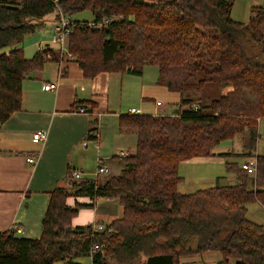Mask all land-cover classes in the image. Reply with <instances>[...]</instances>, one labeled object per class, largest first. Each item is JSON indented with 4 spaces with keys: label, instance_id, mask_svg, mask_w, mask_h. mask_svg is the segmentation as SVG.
<instances>
[{
    "label": "trees",
    "instance_id": "obj_1",
    "mask_svg": "<svg viewBox=\"0 0 264 264\" xmlns=\"http://www.w3.org/2000/svg\"><path fill=\"white\" fill-rule=\"evenodd\" d=\"M233 6L234 0H0V49H6L0 54V129L22 109L24 81L49 61H64L50 48L33 58L23 50L50 16L57 25L59 9L71 18L67 50L85 78L142 76L154 66L158 85L180 94L186 108L176 115H120L119 132L137 137L134 156L103 182L74 181L69 169L66 186L50 193L40 239L18 237L16 227L0 232V264H82L87 258L92 264H181L205 253L219 255L217 264H264V224L249 216L251 205L264 208V155L256 153L264 119V7H254L243 23L232 19ZM85 11L92 22L74 20ZM81 104L90 105V113L95 107ZM238 136L246 160H257L254 175L226 163L237 184L178 190L181 162L230 158L231 152L215 150ZM82 197L118 199L122 214L101 224L102 231L74 228L86 205L68 200Z\"/></svg>",
    "mask_w": 264,
    "mask_h": 264
},
{
    "label": "crops",
    "instance_id": "obj_2",
    "mask_svg": "<svg viewBox=\"0 0 264 264\" xmlns=\"http://www.w3.org/2000/svg\"><path fill=\"white\" fill-rule=\"evenodd\" d=\"M246 5L251 18L253 8L264 7V0H251ZM55 28L56 23L49 34H55ZM49 34L46 39H50ZM43 42L47 40L39 44L40 48L38 47L39 50H36L34 56L46 50ZM35 45L36 42L28 47L23 46L24 53L27 48L32 50ZM52 50L57 57L58 47ZM114 80V74L107 73L100 74L93 80L87 79L75 60L65 58L64 61H49L41 71L33 73L30 79L24 81L21 111L15 113L0 129V232L16 227L21 229L17 233L18 237L40 239L50 193L59 186H66L69 169L81 173L83 179H88V172L82 168L84 161L98 159V166L110 169L109 175L97 178L100 181L103 177L104 181L114 168L119 169V173L123 169V165L121 167L119 163L124 161L119 157L120 152L135 154L133 145L137 144V137L119 132V117L126 113L119 114L111 108L109 95ZM48 83H57L59 87L46 91L44 88ZM141 95L144 102H154V116H157L162 111L163 104L157 105L155 95L149 94L146 88L141 91ZM87 101L95 104L92 113L77 112V105L90 110V105L81 104ZM135 107L137 106L130 110L136 109ZM102 115H111L117 121L116 134L113 131L118 143L116 154L106 158L100 155V143H104V128H100L98 123ZM40 130L47 132V140L35 144L32 141L33 134ZM96 133L99 134L97 139L94 136ZM85 142L87 145H84ZM230 152L215 150L216 154ZM36 155L39 157L38 162L35 165L28 164L26 159ZM113 200L116 199L101 198L92 201L85 197L69 198L68 204L71 206L78 203L89 207L80 209L72 221V226L77 228L99 223L108 225L117 220L119 216L110 211ZM102 204L104 209L101 211ZM219 261V255L205 253L193 256L192 259L182 258L181 264H217Z\"/></svg>",
    "mask_w": 264,
    "mask_h": 264
},
{
    "label": "rangeland",
    "instance_id": "obj_3",
    "mask_svg": "<svg viewBox=\"0 0 264 264\" xmlns=\"http://www.w3.org/2000/svg\"><path fill=\"white\" fill-rule=\"evenodd\" d=\"M251 0H234V6L232 10V18L239 20L238 22L248 23L250 21V11L248 5ZM74 20L78 21H88L92 22L94 20L93 15L89 11L80 12L74 15ZM55 16L52 15L47 19L44 27L39 29L34 35L30 36L24 46L36 42V45L32 50L25 51V54L28 58H32L36 53V50H39V44L43 42V48H56L60 45L53 43L54 33L51 35V29L55 24ZM50 36V39H46ZM39 47V48H38ZM34 50V52H32ZM6 49H0V54L5 52ZM28 51V52H27ZM58 52V51H57ZM59 53V52H58ZM59 57L61 56L58 54ZM69 59L68 55L64 56V60ZM114 74L115 80L111 85L110 91V100L111 108L113 112L117 113H130V108L133 106L137 108L141 115H154L156 105L154 102H144L141 91H144V88L148 91L149 94H154V99L163 107L162 111L158 115H175L179 114L180 110L186 109L182 107V97L178 93L170 92L168 89L163 86L158 85L159 72L158 68L154 66H148L144 69L143 76H133L124 74ZM230 87H227L223 90L222 93H227ZM220 94H217V96ZM189 96V95H188ZM203 96V95H202ZM194 99L199 101L201 95L192 96ZM140 103V104H139ZM141 105V106H140ZM102 115L99 120L100 128H104L102 134V140H104L103 145L100 143V155L102 158L112 157L116 154L115 148L117 147V140L114 133L116 134L117 121L115 118H112L111 115ZM104 117V118H103ZM264 119L259 124L258 128V142L256 153L258 155H264ZM242 136L236 137L232 141H225L221 143L217 148V152H229L233 154L232 157H228L224 161L219 157H207V158H192L181 162L179 174L184 178V182L181 183L178 187V190L183 194H191L197 192L198 190L207 189L215 186H227L237 184V178L234 173L228 172L226 169V163H237L241 165L247 158L245 157V152L242 147ZM137 144L133 145V148L136 150ZM238 155V156H237ZM240 155V156H239ZM115 156V155H114ZM98 159L90 158L84 161L82 168H84L86 177L88 179H94L97 175L98 170ZM120 166L124 167L123 162H119ZM114 164V163H113ZM119 165V164H117ZM80 171V170H79ZM119 169L114 168L111 172V175H118ZM101 177L100 181H103ZM252 185H250L251 187ZM101 207V211L104 209V204ZM89 208L88 206H83L81 209ZM250 213L249 216L252 220L264 224V208L259 204H254L249 207ZM111 212L115 213L117 216H121L122 209L119 205L118 199L113 200V206L110 209ZM193 256H187L189 259H192ZM186 258V257H184ZM82 264H90V259L80 260ZM185 264H190L186 262ZM197 264V263H196Z\"/></svg>",
    "mask_w": 264,
    "mask_h": 264
},
{
    "label": "built area",
    "instance_id": "obj_4",
    "mask_svg": "<svg viewBox=\"0 0 264 264\" xmlns=\"http://www.w3.org/2000/svg\"><path fill=\"white\" fill-rule=\"evenodd\" d=\"M59 16H60V21L57 23L56 28H55L53 43L60 45V47L58 48V52L61 55V57L68 55V57L72 58L68 54V50H67V40H68L69 34L71 33V18L67 17L60 9H59ZM100 26H102V25H100ZM46 57L48 59H50L51 54L50 53L47 54ZM58 87H59V85L57 83H48L47 85H45L44 89L46 91H51V90L58 89ZM157 105H160V104L157 103ZM196 109H197V107H195V110ZM77 112L83 113V114L88 113L87 109L82 108V107L77 108ZM140 113L141 112L137 109H131L129 114L141 115ZM94 136L97 139L99 137V134L96 133ZM46 140H47V132L44 130L37 131L36 133L33 134L32 141L35 144L44 143ZM84 145H87V142H85ZM131 156H134V154L129 155L126 152H120V154H119V157L122 159H126V158H129ZM38 160H39L38 155L28 157L26 159L27 163L31 164V165H35L38 162ZM256 168H257L256 158H250L248 160H245L241 164V169H243L244 171H246L248 174H251V175H254L256 173ZM109 174H110L109 168L102 166V165H99L95 179H97L101 175H109ZM72 178L74 181H80L83 179L82 174L79 172H73ZM94 229L96 231H102L104 229V226L101 224L94 225ZM19 232H21L20 228L18 229L17 233H19Z\"/></svg>",
    "mask_w": 264,
    "mask_h": 264
}]
</instances>
